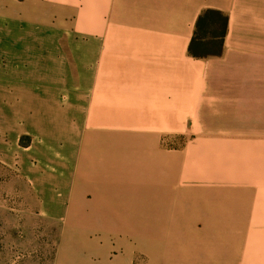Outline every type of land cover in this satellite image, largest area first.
<instances>
[{
    "label": "crops",
    "instance_id": "crops-1",
    "mask_svg": "<svg viewBox=\"0 0 264 264\" xmlns=\"http://www.w3.org/2000/svg\"><path fill=\"white\" fill-rule=\"evenodd\" d=\"M16 1L32 13L21 27L13 22ZM73 1L53 0L49 13L59 29L39 37L38 49L21 41L20 32H41L49 21L40 18L46 11L30 0H0L11 4L0 11V26L13 30L8 40L15 42L0 37V50L7 51L0 56L10 55L13 89L22 83L20 76L29 81L20 93H0V130L12 140L31 137L16 163L39 213L65 223L105 199L101 179L86 186V159L78 157L82 129L149 131L158 150L180 134L181 153L160 150L174 159L171 172L184 193L185 222L234 226V235L198 240L214 250L201 261L264 264V0L261 16L251 13L260 11L254 0H87L89 9L78 24H93L89 33L66 28L63 12L56 13ZM206 9L226 15V31L217 54L192 57L188 47ZM96 18L102 20L99 29ZM61 30L77 65L86 68L78 88L59 69L64 62L54 36ZM44 63L51 76H32ZM98 105L107 121L102 126L91 122ZM14 144L9 148L0 138V159L8 165L14 164Z\"/></svg>",
    "mask_w": 264,
    "mask_h": 264
},
{
    "label": "rangeland",
    "instance_id": "rangeland-1",
    "mask_svg": "<svg viewBox=\"0 0 264 264\" xmlns=\"http://www.w3.org/2000/svg\"><path fill=\"white\" fill-rule=\"evenodd\" d=\"M30 2L46 11L40 18L49 19L46 23L49 26L44 24V32L39 33L33 27L21 30L20 33L24 35L20 40L30 44L29 47L36 44L41 49L39 37L52 34L51 28L57 30L59 25L56 16L52 17L49 13L54 10L53 0ZM253 2L258 8L260 5V11L251 13L261 16V0ZM69 3L65 4L63 10L56 11L57 14L63 12L64 26L91 32L93 24H78L89 9L87 0ZM15 4L16 17L13 22L21 27L23 21L30 18L28 14L32 13L23 11L25 3L16 1ZM10 6L9 3L0 2V11H8ZM21 13L27 15L17 17ZM36 16L31 17L38 20ZM100 27L102 20L96 18L94 28ZM59 32L54 38L64 62L59 66L61 75H67L66 69L73 78L74 87L78 88L80 83H84L81 73L86 68L77 65L76 53L67 44L66 32ZM12 33L9 26H0V37L7 38V43L11 45L15 43L8 40ZM4 56L6 59L0 56V93H20L25 89L24 83L29 81L25 76H20L22 83L16 90L13 89L11 80L14 79V67L9 53H4ZM43 65L39 72H32L31 75L36 78L51 76V66L47 63ZM25 68H29L28 64ZM20 69L17 74L22 75ZM92 113V123L98 126L107 123L101 105ZM83 130L86 131L82 134L84 138L79 145L78 157L86 159L85 171L88 169L89 179L86 186L92 188V179H101L105 199L100 198L91 203L88 209L79 210L65 223L39 213L37 198L17 166V153L28 146L31 137L21 134L18 139L12 140L6 131L0 130V138L6 146L11 148L15 143L14 164L8 165L0 159V264H205L201 257L207 260V252L214 250L211 244L199 243L198 240L234 235V226L228 224L191 225L185 222L182 188L175 187L176 180L171 172L174 159H167L161 152L164 149L173 154L181 153L182 135H176L173 144L160 145L161 150H158L150 143L149 131ZM190 237L194 238L193 242L187 241Z\"/></svg>",
    "mask_w": 264,
    "mask_h": 264
},
{
    "label": "trees",
    "instance_id": "trees-1",
    "mask_svg": "<svg viewBox=\"0 0 264 264\" xmlns=\"http://www.w3.org/2000/svg\"><path fill=\"white\" fill-rule=\"evenodd\" d=\"M227 17L217 10L206 9L198 16L188 47L192 57L217 54L226 31ZM209 45L217 47L210 48Z\"/></svg>",
    "mask_w": 264,
    "mask_h": 264
}]
</instances>
